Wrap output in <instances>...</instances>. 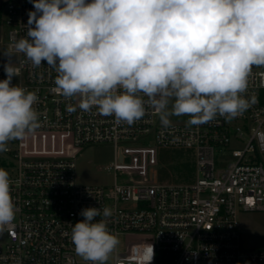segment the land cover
<instances>
[{
    "label": "built area",
    "instance_id": "obj_1",
    "mask_svg": "<svg viewBox=\"0 0 264 264\" xmlns=\"http://www.w3.org/2000/svg\"><path fill=\"white\" fill-rule=\"evenodd\" d=\"M30 10L29 0L4 3L8 42L0 48L26 35ZM16 56L20 75L13 84L37 92L39 127L0 153L16 206L15 220L0 233V264H88L75 254L71 228L90 206L113 212L108 227L120 243L107 264H141L137 253L151 245V264H264V248L242 245L238 220L240 211L264 210V66H253L244 93L249 107L235 119L164 126L149 108L128 125L79 109L78 98L55 90L53 68ZM101 143L113 148L106 166L112 184L78 183V152ZM157 147L191 152L194 179L160 182Z\"/></svg>",
    "mask_w": 264,
    "mask_h": 264
},
{
    "label": "clouds",
    "instance_id": "obj_2",
    "mask_svg": "<svg viewBox=\"0 0 264 264\" xmlns=\"http://www.w3.org/2000/svg\"><path fill=\"white\" fill-rule=\"evenodd\" d=\"M24 37L2 53L0 153L39 127L35 90L13 84V57L47 64L55 90L79 109L134 124L152 109L201 125L232 120L249 107L244 93L253 66H264V0H29ZM69 111L75 108L69 105ZM9 172L0 168V233L16 218ZM50 202V201H49ZM112 209L81 210L71 228L74 251L88 264H107L120 239L108 227ZM97 217H102L97 219ZM151 264L154 248L137 253Z\"/></svg>",
    "mask_w": 264,
    "mask_h": 264
},
{
    "label": "rangeland",
    "instance_id": "obj_3",
    "mask_svg": "<svg viewBox=\"0 0 264 264\" xmlns=\"http://www.w3.org/2000/svg\"><path fill=\"white\" fill-rule=\"evenodd\" d=\"M5 0H0V8ZM8 42L7 27L0 12V47ZM0 48V68L7 58ZM17 56L13 57L16 64ZM189 117L171 116V122L185 121ZM143 143H153L152 139H141ZM155 153V152H154ZM155 157L157 178L160 182H190L194 179V157L191 152L171 147H157ZM113 160L111 144H87L77 154L75 176L80 184L110 185L113 182L111 171L106 166ZM188 161V164L186 162ZM242 245L251 248H264V210L240 211L238 213Z\"/></svg>",
    "mask_w": 264,
    "mask_h": 264
},
{
    "label": "trees",
    "instance_id": "obj_4",
    "mask_svg": "<svg viewBox=\"0 0 264 264\" xmlns=\"http://www.w3.org/2000/svg\"><path fill=\"white\" fill-rule=\"evenodd\" d=\"M6 1H7V0H5L4 3H5ZM4 3H3V5H4ZM3 5H2V7L0 8V12L2 11ZM176 149H178V148H176ZM185 151H187V150H185ZM187 152L189 153V151H187ZM186 164H188V161L186 162Z\"/></svg>",
    "mask_w": 264,
    "mask_h": 264
}]
</instances>
